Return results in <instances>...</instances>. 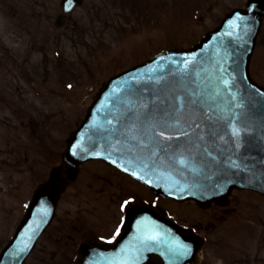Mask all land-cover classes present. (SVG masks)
<instances>
[{
    "label": "water",
    "instance_id": "1",
    "mask_svg": "<svg viewBox=\"0 0 264 264\" xmlns=\"http://www.w3.org/2000/svg\"><path fill=\"white\" fill-rule=\"evenodd\" d=\"M82 2L61 5L70 11ZM263 13L264 0H249L247 9L229 13L193 48L164 51L112 77L68 140L65 159L78 165L101 158L163 195L203 205L222 202L235 186L264 192V88L249 74ZM64 185L54 173L37 190L0 264H23ZM156 219L154 210L132 205L115 247L86 243L80 264H113L117 245L138 232L147 234ZM183 237L192 243L188 253L161 235L156 239L166 241L164 250L147 248L127 263L119 254V263L189 264L201 241Z\"/></svg>",
    "mask_w": 264,
    "mask_h": 264
},
{
    "label": "rangeland",
    "instance_id": "2",
    "mask_svg": "<svg viewBox=\"0 0 264 264\" xmlns=\"http://www.w3.org/2000/svg\"><path fill=\"white\" fill-rule=\"evenodd\" d=\"M246 3L247 0H86L85 7L78 9L64 28L58 29L55 19L61 13L59 0H0V89L16 91L17 99L22 100L24 105L36 100V92L39 96L49 95L50 105L49 111L44 112L37 104L32 113L21 112L18 108L14 115L5 112L0 114L4 122L0 127V248L10 239L22 219L25 202L37 186L48 179L52 169L62 164L70 132L83 118L89 99L100 82L107 73L115 70L112 66L110 71L112 61L117 68L121 64L118 59H123L125 65H131L147 58L149 51L152 54L155 49L188 45L193 39L201 37L208 28L217 25L229 10L245 6ZM82 16L86 20L92 19L91 28L77 24L76 21ZM132 20H140L142 25L139 24L137 28L133 24L128 25L127 22ZM106 28L110 30L105 31ZM127 29L130 30L128 34L125 32ZM61 34L68 39L56 41V37ZM252 65L253 77L264 85V25ZM24 66L29 70L25 71ZM24 73L32 75L31 81L27 80ZM54 91L64 92L67 96L65 105L61 100L57 103L58 99H53ZM82 93L90 96L85 104L76 102L78 107L67 110V106L73 103L70 100L72 96L81 97ZM3 115L10 117L8 122L15 121L17 124H7ZM37 123L45 125V131L49 127V146L45 147L47 151L38 150L36 146L33 150L30 148L27 137ZM17 143L23 144L22 149ZM28 144L30 147H27ZM8 147H17L19 151L31 154L28 165L30 167L31 164L32 172L27 167L32 175L28 177V168L23 173L16 169L15 159L8 157V151H5ZM3 158L7 159L2 161ZM107 169L101 161L92 160L85 163L78 174L81 179L91 180L93 174L98 176L99 171ZM79 180L72 177L50 228L52 230L56 225H61L58 229L76 239L70 242L63 239L60 244L55 243L60 252L52 256L55 245L51 241L48 243L49 236L45 234L25 264H75L77 253L74 246L78 244V236L83 233L80 228L74 230V225L79 224V218L88 212L86 203L93 198L90 183L84 181L81 187ZM6 189H12V203L5 195ZM111 189L116 192L114 188ZM237 194L241 196L233 204L237 207L236 212L226 216L223 221L205 217V213H214L215 207L204 211V214H194L195 221L207 223L211 220L218 224L206 234L199 264H264V197L246 193L244 197L257 201L248 199L247 202L242 197V191ZM93 196L97 197V194ZM100 198L103 199V196ZM166 204L179 210H199L192 204L173 201H167ZM110 210L106 219H103V229L92 227L86 232L85 238L93 232L112 236L122 217L120 209L114 205L110 206ZM104 212L106 214L107 211L104 209L100 214ZM63 232L56 235L60 236ZM47 247L49 253L45 256L40 254L39 250ZM66 251L70 258L65 256Z\"/></svg>",
    "mask_w": 264,
    "mask_h": 264
},
{
    "label": "flooded vegetation",
    "instance_id": "3",
    "mask_svg": "<svg viewBox=\"0 0 264 264\" xmlns=\"http://www.w3.org/2000/svg\"><path fill=\"white\" fill-rule=\"evenodd\" d=\"M26 160L29 161V160H30L29 157H27ZM109 173H111V171H110ZM106 178H107L108 180H110L108 176H107ZM116 179H117V183L121 186V188L123 189V191H125V192H127V193H130V192L132 191L133 194H135V195H138V194L140 193V191L142 192V189H141L139 186H138V188L140 189V191H139V189H135V188H133V189L130 191V189H129L128 185H127L128 183H127V181L125 180V177H123L122 175L117 174V175H116Z\"/></svg>",
    "mask_w": 264,
    "mask_h": 264
}]
</instances>
